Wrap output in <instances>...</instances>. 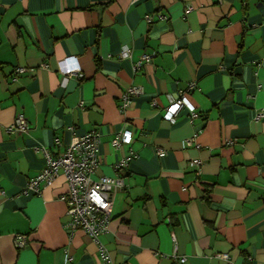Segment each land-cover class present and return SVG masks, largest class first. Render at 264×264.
<instances>
[{
	"label": "crops",
	"instance_id": "obj_1",
	"mask_svg": "<svg viewBox=\"0 0 264 264\" xmlns=\"http://www.w3.org/2000/svg\"><path fill=\"white\" fill-rule=\"evenodd\" d=\"M130 85L142 92L121 109ZM181 96L197 116L165 119ZM261 109L264 0H0V264H101L63 226L62 177L25 192L45 150L91 131L93 176L123 179L99 236L111 264H264ZM18 116L24 131L9 129ZM124 130L131 143L113 145Z\"/></svg>",
	"mask_w": 264,
	"mask_h": 264
},
{
	"label": "built area",
	"instance_id": "obj_2",
	"mask_svg": "<svg viewBox=\"0 0 264 264\" xmlns=\"http://www.w3.org/2000/svg\"><path fill=\"white\" fill-rule=\"evenodd\" d=\"M192 7H187L185 13H188ZM121 56H129V49L123 47ZM152 55L142 54L141 59L150 62ZM71 60L73 57H66L64 60ZM141 63H138L140 65ZM79 66L75 61L67 67H62L63 73L78 72ZM25 71L24 67L18 66L15 68V74H20ZM193 85H190L192 87ZM142 92V87L138 85H130L122 94L121 109H126L133 96ZM182 107H187L191 117L197 116L193 105L185 96L173 100L165 108L163 117L169 121H174L176 115ZM256 118H264V110L257 111ZM27 124L22 116L15 118L14 122L9 126V129H18L24 131ZM132 141V134L128 130L119 132L112 144L118 146L120 144L129 145ZM99 134L96 132L85 133L82 136L72 139L70 144L62 153L51 155L48 151H44L45 164L41 171L32 177L25 189V192L38 193L42 186H49L57 179L62 177L66 183L65 191L60 195V199L66 203L67 220L63 223L69 237L76 230L83 231L93 241L99 245L101 264H111L109 254L106 248L99 242V236L105 233L109 228L112 212V195L116 189L123 186V179L116 176L93 175L97 171L100 163ZM191 144V139L184 141L183 145ZM125 163V160L121 162ZM192 164L198 165L199 161H193ZM14 244L17 248H22L27 243V237L24 234H16ZM223 258L227 254L222 255ZM71 256L66 253L61 264H68ZM185 258H179L180 262H184Z\"/></svg>",
	"mask_w": 264,
	"mask_h": 264
}]
</instances>
